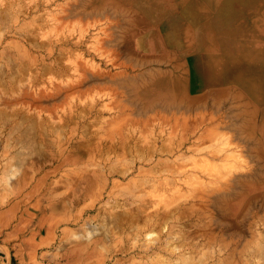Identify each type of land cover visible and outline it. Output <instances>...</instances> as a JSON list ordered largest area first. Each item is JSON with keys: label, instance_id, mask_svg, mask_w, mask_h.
Here are the masks:
<instances>
[{"label": "rangeland", "instance_id": "rangeland-1", "mask_svg": "<svg viewBox=\"0 0 264 264\" xmlns=\"http://www.w3.org/2000/svg\"><path fill=\"white\" fill-rule=\"evenodd\" d=\"M88 2L0 0V264H264L237 105L144 110L136 53Z\"/></svg>", "mask_w": 264, "mask_h": 264}, {"label": "bare ground", "instance_id": "bare-ground-1", "mask_svg": "<svg viewBox=\"0 0 264 264\" xmlns=\"http://www.w3.org/2000/svg\"><path fill=\"white\" fill-rule=\"evenodd\" d=\"M88 1L87 4L85 3L82 5L84 9L88 10V12H91L92 10L94 11L91 12L92 16L95 14L100 15L95 11L98 7L105 5H108L110 10H113L114 12H120L122 9L119 4H115L114 0ZM130 9L129 6H124V10L129 11ZM137 9H141L144 13H149L146 9V5H138ZM133 11L137 15L141 14V11H135L134 9L131 10L132 13ZM100 13L104 15L103 10ZM91 14L89 13V16ZM112 22L113 24L115 23L114 21ZM127 24L133 25V27H131L132 31L129 28L119 25L118 31H121L119 34H122V38H120L124 41V44H126L127 49L129 48L136 53L135 61L140 73L139 77H136V79L133 78V84H130L133 85V90H143L144 98H142L140 102L144 106V110L152 112L153 110L157 111V109H162L163 112H169L172 109L177 108L184 110L191 109L192 112V109L200 108L205 101L213 96V94L210 93V90L205 91V89L208 86L214 88L216 90L217 98H213V100H211L212 103L217 105L231 101L237 105L236 110H238V113L240 114L239 117H237L238 121L236 118H232V120L236 122L232 123L233 121L231 120L232 124H229V127L232 128L237 125L240 130L239 132H242L245 141L244 143L251 146L250 152L254 153L258 160L264 161V43L262 44L256 40L252 41L247 45L246 50H243V52L239 54L234 53L228 60H220L219 57H217L214 61V65L216 66L200 68L198 66L200 61L199 54L193 50L191 43L188 44L185 51L175 50V44L171 35H167L165 32L157 34L144 33L147 32L146 30L150 25L145 18H143V20L141 18L138 19L136 23L134 21H128ZM141 35L145 36L142 37L141 40H137V37ZM185 45H187L186 42L184 43V47ZM208 61L209 60L206 62ZM209 63H213V60H211V62L209 61ZM129 67H132V65ZM128 79L130 78L128 77ZM130 82H132V80ZM227 95H231L233 99L222 100V98ZM195 113H197L196 110ZM210 120L213 121V119ZM192 125L193 126L189 128L185 126L184 131L187 132L185 136L188 137L180 142V146L187 143L189 136H191L188 131H192L195 128V124ZM216 134L217 128H212L209 125L207 132L202 131L196 138L197 140H202L204 137L208 138L210 135L216 136ZM230 135L231 134L227 136ZM211 136L209 138L210 140H212ZM215 138H217V136ZM227 143L228 141L226 142V146ZM263 181L264 176L259 173L258 175L255 174L251 177L240 178L237 180V185L242 183V185H247L249 188V186L255 187L257 184L259 185V182ZM242 198L243 196L240 197V199ZM245 198L246 197L244 196V199Z\"/></svg>", "mask_w": 264, "mask_h": 264}, {"label": "crops", "instance_id": "crops-1", "mask_svg": "<svg viewBox=\"0 0 264 264\" xmlns=\"http://www.w3.org/2000/svg\"><path fill=\"white\" fill-rule=\"evenodd\" d=\"M114 2L122 7L120 12L115 11L111 16L119 26L132 31L133 25H128L127 22L136 23L138 19L145 18L150 25L144 33L165 32L171 35L175 50L185 51L191 43L193 50L199 54L200 68L216 66L214 61L217 57L220 60H228L234 53L239 54L246 50L252 41L264 43V0H114ZM125 5L131 9L124 10ZM138 5H146L149 13L137 9ZM133 9L141 11V14L137 15L134 11L132 13ZM144 36H138L137 40ZM185 42L187 45L184 47ZM210 59L213 63H209ZM207 60L209 61L206 62ZM206 90L213 94L211 98L209 97L210 102L217 98L214 88L208 86ZM226 97L222 100L233 99L231 95Z\"/></svg>", "mask_w": 264, "mask_h": 264}]
</instances>
